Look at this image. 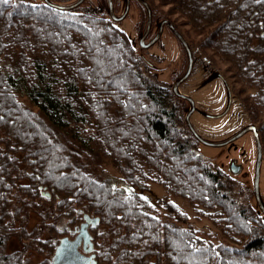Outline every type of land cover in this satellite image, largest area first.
Listing matches in <instances>:
<instances>
[{
    "label": "trees",
    "instance_id": "16d2710c",
    "mask_svg": "<svg viewBox=\"0 0 264 264\" xmlns=\"http://www.w3.org/2000/svg\"><path fill=\"white\" fill-rule=\"evenodd\" d=\"M85 1L62 11L0 0V264H26L6 241L32 213L52 227L97 217L90 233L105 244L96 264H264V215L237 202L223 173L197 152L181 101L110 19L106 0L103 10L83 8ZM145 1L153 21L167 19L185 36L196 63H228L251 119L264 114V0ZM261 129L264 153V121ZM101 157L119 178L105 174ZM150 184L167 193L156 205L136 193ZM169 196L241 248L180 226L189 218Z\"/></svg>",
    "mask_w": 264,
    "mask_h": 264
},
{
    "label": "rangeland",
    "instance_id": "374dc122",
    "mask_svg": "<svg viewBox=\"0 0 264 264\" xmlns=\"http://www.w3.org/2000/svg\"><path fill=\"white\" fill-rule=\"evenodd\" d=\"M12 3H19L22 0H8ZM31 1V0H30ZM53 1V0H51ZM77 0L56 1L58 4H72ZM114 11L117 16L121 15L124 10V0H113ZM22 3V2H21ZM99 0H86L83 4V8H92V10H103ZM169 7H162L160 11L163 13L168 12ZM171 21L177 25H181L182 30H188L185 25V20L177 16V14L171 15ZM162 19L155 21L153 29L147 38L148 40L155 34L158 22ZM146 26V11L144 7L137 1L132 0L130 4L129 13L126 18L117 23V27L122 30L128 37L131 44L135 47L139 54L146 55V59L154 64V72L158 73V78L163 81L166 79L165 75H168L169 71H163L169 64L181 65L182 71L186 68V56L180 44L174 38L172 33L166 29L157 44L147 49L139 47V38L143 34ZM192 40L195 42V36L192 34ZM198 39V37H196ZM215 71L211 75H206L200 64H195L187 85L180 88V92L192 97L195 106L202 110L204 114L217 115L223 110L227 109V90L225 83L217 78L213 77L216 73H222L228 77L232 87V102L229 110L220 118L210 119L205 117L204 114H194L190 117V121L197 131V133L204 139L214 142H221L231 137L235 132L243 128L248 124H254L258 129L260 128L262 133V126L264 121V114L260 111V115L252 119L248 116L249 105L242 102L241 98L247 96L243 93H239L241 85L235 83L227 71L228 63L222 62L219 58H214ZM9 65V61L3 59L1 66L3 68ZM200 87V88H199ZM199 88V89H196ZM196 89V90H195ZM18 102L30 111L37 112V107L30 101L28 97L18 93L16 95ZM187 104L183 108V119L188 110ZM261 137V135H260ZM262 138V137H261ZM262 140V139H261ZM262 142V141H261ZM197 152L208 161L213 169H218L223 174H228V162L231 158H235L238 163L242 165L243 171L236 176L228 174V181L224 180L228 187H230V194L234 196L237 202H244L249 204L254 210L257 208L256 203L252 197V172L254 168L255 159V145L254 140L249 133L243 135L241 138L230 144L228 147L212 148L202 144H196ZM102 158V157H101ZM102 168L105 174L112 178H119L120 174L114 167L110 160L102 158ZM21 187V186H19ZM260 189L261 199L264 203V161L261 168L260 176ZM19 192H21L19 188ZM136 193L145 199L150 204L156 205L158 200L163 199L167 193L163 186L159 184H150L148 187L139 189ZM251 196V197H250ZM170 199L176 203L180 210L185 213L189 220L186 223H180V226L184 228H192L199 232L200 238L205 241H211L213 244H224L241 248L240 245L222 237L220 228L212 224L209 220L198 217L196 212L190 206L188 202L181 198L169 196ZM42 202V201H41ZM43 211V210H42ZM40 211V212H42ZM157 214L161 220H165V213L161 210H157ZM43 215V214H42ZM41 215V216H42ZM40 217V215H39ZM34 213L27 219L26 223L22 227L18 226L20 223L13 225L18 231L13 233L9 240L10 251L14 250L23 255V260L26 264H38L42 263L45 259H49L53 252L52 242L59 237H63L65 233L72 230L74 225H70L68 220L57 221V224L52 227L50 225L40 222V218ZM264 217V216H263ZM82 221V220H81ZM80 221V222H81ZM51 222V221H50ZM48 223V221L46 222ZM79 223V222H78ZM77 223V224H78ZM103 234V232H102ZM98 242V243H97ZM95 244L96 258L98 259L97 249L99 244H105L104 238H99ZM49 244V245H47ZM50 246V249L48 248ZM41 248V249H40ZM12 252V251H11ZM102 259V256H101ZM49 263V262H48ZM47 262L45 264H48Z\"/></svg>",
    "mask_w": 264,
    "mask_h": 264
},
{
    "label": "water",
    "instance_id": "95a60500",
    "mask_svg": "<svg viewBox=\"0 0 264 264\" xmlns=\"http://www.w3.org/2000/svg\"><path fill=\"white\" fill-rule=\"evenodd\" d=\"M84 1L85 0H77L72 4H58V3H53L50 0H43L44 4H46L47 6L62 11L75 9L76 7L81 5ZM130 1L131 0H125L124 10L121 15L117 16L114 12L113 1L106 0L110 19L114 22L123 21L129 13ZM137 1L144 7L146 11V26L142 36L139 39L140 47L143 49H148L151 46H153L160 39L162 35L163 27L164 25H166V27H168V29L172 32V34L179 40V42L181 43L187 54L186 71L182 75V77L178 79V81L173 85L172 92L176 97L182 98L188 101V103L190 104V109L185 115V123L191 135L195 138V140L204 146L219 148L231 142L236 141L237 139H239L248 132L253 133L256 150H257V156L254 166L253 195L257 207L259 208L260 212L264 215V204L261 199V195L259 191L262 149H261L259 134L257 133L255 126L248 125L244 127L242 130H240L238 133L230 137L228 140H225L223 142H212L206 140L197 133V131L195 130V128L193 127L190 121L191 114L195 110V103L190 96L185 95L179 92L178 90L179 85L189 77L192 71L193 57H192L191 49L188 43L186 42V40L177 31V29L173 26V24L166 19L159 23L158 30L155 36L148 43L145 44V39L147 38L152 25V11L149 4L145 0H137ZM229 104H230V98H229ZM231 170L233 173H237L239 171V166L237 167L232 166ZM49 195L50 194L48 192L45 193L46 197H49ZM98 222L99 219L97 217H90L87 214L83 215V221L80 223L74 238L63 236L58 240L50 264H96V261L94 259L95 255L93 253L94 251L93 237L89 231V228L95 227L98 224Z\"/></svg>",
    "mask_w": 264,
    "mask_h": 264
},
{
    "label": "flooded vegetation",
    "instance_id": "af4514ba",
    "mask_svg": "<svg viewBox=\"0 0 264 264\" xmlns=\"http://www.w3.org/2000/svg\"><path fill=\"white\" fill-rule=\"evenodd\" d=\"M22 1H28V2H33V3H36V2H42V3H44L43 2V0H22ZM132 1V0H131ZM131 1H130V4H131ZM124 5H125V0H124ZM113 6H114V4H113ZM115 12V11H114ZM163 20H165V19H162V20H160L159 22H158V26H159V23L161 22V21H163ZM167 20V19H166ZM156 21V20H155ZM155 21H153L152 20V25H151V29H150V32H149V34H148V36H147V38L149 37V35H150V33H151V31H152V29H153V25H154V23H155ZM118 23V22H117ZM158 26H157V29H156V32H157V30H158ZM173 26L177 29V27L173 24ZM166 29H168V27H166V25H164V27H163V31H162V35H163V33H164V31L166 30ZM169 30V29H168ZM170 31V30H169ZM178 31V30H177ZM156 32H155V34H156ZM171 32V31H170ZM179 32V31H178ZM172 33V32H171ZM180 33V32H179ZM264 33V32H263ZM155 34L148 40L147 38L145 39V44L146 43H148L154 36H155ZM181 34V33H180ZM162 35H161V37H162ZM173 35V34H172ZM182 36H183V38L186 40V38H185V36L183 35V34H181ZM142 36V35H141ZM174 36V35H173ZM161 37H160V39H161ZM174 38L177 40V42L180 44V46L182 47V49H183V51H184V54H185V56H186V61H187V54H186V52H185V50H184V48H183V46L181 45V43L179 42V40L174 36ZM140 39V38H139ZM159 39V40H160ZM159 40L155 43V44H157L158 42H159ZM186 42L188 43V45H189V42L186 40ZM154 44V45H155ZM138 45H139V42H138ZM153 45V46H154ZM139 47H140V45H139ZM189 47H190V45H189ZM141 48V47H140ZM143 49V48H142ZM190 49H191V47H190ZM148 50V49H147ZM191 52H192V49H191ZM142 57H143V59L152 67V68H154V64L152 63V62H149L147 59H146V55H144V54H142ZM192 57H193V67H194V65L195 64H198V63H196L195 62V59H194V55H193V52H192ZM200 66H201V68L203 69V71H204V73H206V75H211V74H213V72L215 71V67H214V64L212 63V62H209V63H203V64H200ZM193 67H192V70H193ZM186 68H187V64H186ZM186 68L182 71V68H181V65H179V64H169L168 66H167V68H165L163 71H169V73H168V75H165L166 76V79L165 80H163V81H161L159 78H158V73H156L155 72V74H156V78H157V81L163 86V87H167L170 91H171V93L173 94V92H172V87H173V85L178 81V79H180L181 77H182V75L185 73V71H186ZM192 72V71H191ZM190 75H191V73H190ZM190 75H189V77H190ZM189 77L186 79V80H184L180 85H179V87H178V90H180V88L182 87V86H186L187 84V80L189 79ZM213 77H217V78H219V79H221L224 83H225V86H226V90H227V96H228V100H227V109L226 110H229V108H230V106H231V100H232V85L230 84V81H229V79H228V77H226L224 74H222V73H216L215 72V75L213 76ZM200 88V87H199ZM199 88H196V89H199ZM195 89V90H196ZM180 92V91H179ZM174 95V94H173ZM175 96V95H174ZM176 97V96H175ZM177 99H179L181 102V106L183 107V108H185V105L187 104V106H188V108L190 109V104L188 103V101H186V100H184V99H182V98H178V97H176ZM192 98V97H191ZM229 98H230V104H229ZM189 109L187 110V112L189 111ZM226 110H223V111H221L220 113H218L217 115H207V114H204L203 112H202V110L199 108H197L196 106H195V110L193 111V113L191 114V116L192 115H194V114H197V113H200V114H204L205 115V117H207V118H210V119H215V118H220V117H222L227 111ZM187 112H186V114H187ZM185 114V115H186ZM184 121H185V116H184ZM186 124V123H185ZM248 125H253V126H255L254 124H248ZM248 125H246V126H248ZM246 126H244V127H246ZM187 127V126H186ZM243 127V128H244ZM243 128H241L240 130H242ZM255 128H256V130H257V133L259 134V129L255 126ZM240 130H238L237 132H235L233 135H235L236 133H238ZM190 132V131H189ZM250 135H251V137L253 138V140H254V135H253V133L252 132H248ZM247 134V133H246ZM232 135V136H233ZM231 136V137H232ZM230 138V137H229ZM229 138H227L226 140H228ZM241 138V137H240ZM259 138H260V134H259ZM238 140V139H237ZM225 141V140H224ZM212 142H214V141H212ZM221 142H223V141H221ZM235 142V141H234ZM260 142H261V140H260ZM198 143V142H197ZM233 142H231V143H229V144H227V145H225V146H223V147H228L230 144H232ZM200 144V143H199ZM254 145H255V141H254ZM223 147H219V148H223ZM255 159H254V166H255V161H256V156H257V150H256V145H255ZM228 149H229V147H228ZM261 149H262V160H261V168H262V164H263V161H264V153H263V146H262V143H261ZM237 167V166H239V171L237 172V173H233L232 172V170H231V167ZM228 174H230V175H232V176H236V175H238L239 173H241L242 171H243V168H242V165L240 164V163H238L237 162V160L235 159V158H231L230 160H229V162H228ZM261 168H260V176H261ZM228 174H226V173H224L223 174V176H224V178L228 181ZM253 179H254V168H253V172H252V197H253V199H254V195H253ZM44 188L45 187H43V186H38L37 187V190H38V192H39V195L40 196H45V190H44ZM259 191H260V193H261V189H260V178H259ZM261 195V194H260ZM49 197H50V195H49ZM49 197H46V198H49ZM251 197V196H250ZM254 201H255V199H254ZM255 203V202H254ZM264 204V203H263ZM257 210H259V208L257 207ZM260 211V210H259ZM65 220V219H64ZM61 221V220H60ZM82 221H83V218H82ZM81 221V222H82ZM81 222H79L78 224H76V225H74V227L72 228V230H69L67 233H65V235L64 236H67V237H69V238H74V236L76 235V231H77V229H78V227H79V225H80V223ZM91 228V227H90ZM90 228H89V231H90ZM93 237V236H92ZM61 237H59V238H57L56 240H54L53 242H52V247H53V253H54V250H55V247H56V245H57V243H58V240L60 239ZM9 243V240H7L6 241V248H7V252H10V253H19V252H15L14 250H9L10 249V244H8ZM93 244L95 245V243H94V240H93ZM81 249V248H80ZM53 253H52V255H51V257L49 258V263L48 264H50V261H51V258H52V256H53ZM93 253H94V255L96 256V252H95V246H94V251H93ZM95 259V258H94ZM95 261H96V259H95Z\"/></svg>",
    "mask_w": 264,
    "mask_h": 264
},
{
    "label": "snow or ice",
    "instance_id": "6c2138e0",
    "mask_svg": "<svg viewBox=\"0 0 264 264\" xmlns=\"http://www.w3.org/2000/svg\"><path fill=\"white\" fill-rule=\"evenodd\" d=\"M3 3H8V0H2Z\"/></svg>",
    "mask_w": 264,
    "mask_h": 264
}]
</instances>
